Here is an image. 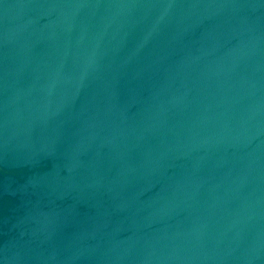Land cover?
I'll use <instances>...</instances> for the list:
<instances>
[{
    "label": "water",
    "instance_id": "obj_1",
    "mask_svg": "<svg viewBox=\"0 0 264 264\" xmlns=\"http://www.w3.org/2000/svg\"><path fill=\"white\" fill-rule=\"evenodd\" d=\"M0 264H264V0H0Z\"/></svg>",
    "mask_w": 264,
    "mask_h": 264
}]
</instances>
